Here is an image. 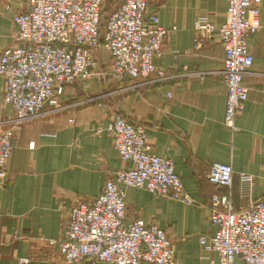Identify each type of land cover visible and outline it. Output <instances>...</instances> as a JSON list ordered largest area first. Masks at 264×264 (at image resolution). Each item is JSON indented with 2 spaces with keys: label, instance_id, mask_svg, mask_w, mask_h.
Listing matches in <instances>:
<instances>
[{
  "label": "crops",
  "instance_id": "crops-1",
  "mask_svg": "<svg viewBox=\"0 0 264 264\" xmlns=\"http://www.w3.org/2000/svg\"><path fill=\"white\" fill-rule=\"evenodd\" d=\"M25 0H0V55L22 44L16 39L14 17ZM224 0H147L146 15L174 29L163 40L154 66L162 81L108 79L109 54L91 51L97 68L87 82L66 86L59 109L15 124L14 111L2 102L0 132L13 130V149L0 186V264H64L57 241L74 205H90L107 179L130 167L119 159L105 129L115 114L142 126L150 152L170 160L184 192L185 204L153 197L145 190L125 191V219L156 223L171 241L175 264H218L215 254L203 253L200 237H210L209 202L228 196L235 210L264 198V28L247 37L253 65L243 77L248 89L234 130L223 125L226 88L221 82L224 50L217 36L194 40L196 23L225 21ZM264 27V4L260 5ZM107 73V75H106ZM48 110V109H46ZM214 163L230 164V188L205 179Z\"/></svg>",
  "mask_w": 264,
  "mask_h": 264
},
{
  "label": "built area",
  "instance_id": "built-area-1",
  "mask_svg": "<svg viewBox=\"0 0 264 264\" xmlns=\"http://www.w3.org/2000/svg\"><path fill=\"white\" fill-rule=\"evenodd\" d=\"M225 21L220 25L196 23L199 39L215 35L224 50L221 82L226 88L223 125L234 130L244 109L248 89L243 77L253 65L247 37L262 28L260 5L264 0H224ZM118 6L103 19L106 0H25L14 17L16 39L21 45L0 55L4 80L2 102L14 111L15 124L59 109L66 86L87 82L97 68L91 51L101 46L109 54L108 76L162 81L154 66L163 40L174 29H165L155 14L146 15L147 0H115ZM101 27L103 32H100ZM48 109V110H46ZM119 157L130 167L107 179L90 204L70 208L62 237L57 241L64 264H175L174 247L156 223L126 221L125 191H147L185 204L193 200L184 192L173 163L150 152L145 129L119 114L105 129ZM13 130L0 132V186L5 182L6 162L13 149ZM230 164L214 163L207 182L230 188ZM210 237H200L203 253L215 254L218 264H264V198L235 210L228 196L213 195L209 202ZM20 259L19 264H27Z\"/></svg>",
  "mask_w": 264,
  "mask_h": 264
},
{
  "label": "rangeland",
  "instance_id": "rangeland-1",
  "mask_svg": "<svg viewBox=\"0 0 264 264\" xmlns=\"http://www.w3.org/2000/svg\"><path fill=\"white\" fill-rule=\"evenodd\" d=\"M115 4H112V3H110V1L109 0H106V3H105V5H104V10H105V13H104V17H105V19L107 18V16H108V14L111 12V11H113L117 6H118V4L116 3V2H114ZM99 46H101V45H99ZM98 46V47H99ZM102 47V46H101ZM103 48V47H102ZM96 49V48H95ZM106 72L108 73L109 72V70L107 71L106 70ZM107 73H106V75H107ZM107 78L108 79H112L111 77H109L108 75H107ZM113 80V79H112ZM114 81V80H113Z\"/></svg>",
  "mask_w": 264,
  "mask_h": 264
},
{
  "label": "trees",
  "instance_id": "trees-1",
  "mask_svg": "<svg viewBox=\"0 0 264 264\" xmlns=\"http://www.w3.org/2000/svg\"><path fill=\"white\" fill-rule=\"evenodd\" d=\"M110 1V3H112V4H115L114 2H115V0H109ZM104 13H105V10L103 11V15H102V17H103V19H105V17H104ZM100 32H103V29H102V27H101V30H100ZM102 44V42H100V45Z\"/></svg>",
  "mask_w": 264,
  "mask_h": 264
}]
</instances>
